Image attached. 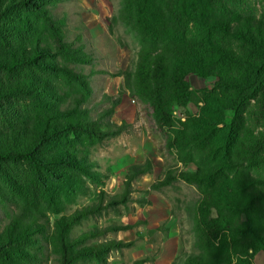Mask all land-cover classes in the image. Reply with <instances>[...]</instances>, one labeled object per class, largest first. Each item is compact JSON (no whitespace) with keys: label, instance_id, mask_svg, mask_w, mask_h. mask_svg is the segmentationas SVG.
<instances>
[{"label":"trees","instance_id":"trees-1","mask_svg":"<svg viewBox=\"0 0 264 264\" xmlns=\"http://www.w3.org/2000/svg\"><path fill=\"white\" fill-rule=\"evenodd\" d=\"M64 0H0V104L15 115L0 127V168L20 166L24 198L5 206L0 221V264H108L112 249L133 240H92L137 225L112 221L73 235V227L103 211L119 212L133 199L132 183L150 173V157L127 165L120 191L103 188L108 173L93 149L127 129L111 119L121 97L90 105L93 56L82 36L57 11ZM230 0H119L107 19L136 42L121 75L127 91L152 108L165 146L182 169L166 165L150 189L183 180L198 196L184 204L193 238L170 264H256L264 251V17L231 9ZM208 79L195 90L188 75ZM121 94V93H120ZM201 101L197 114L189 102ZM29 107L16 109L13 103ZM186 117L174 123V107ZM98 188L95 199L69 212V203ZM48 213L58 214L52 223ZM148 256L131 264H144ZM115 264H126L119 262ZM264 264V263H263Z\"/></svg>","mask_w":264,"mask_h":264},{"label":"rangeland","instance_id":"rangeland-1","mask_svg":"<svg viewBox=\"0 0 264 264\" xmlns=\"http://www.w3.org/2000/svg\"><path fill=\"white\" fill-rule=\"evenodd\" d=\"M228 4L231 9L249 11L264 17V0H230ZM118 6L119 0H64L58 4L57 11L66 15L72 33L82 36L86 49L93 56L92 64L84 66L85 71L103 70L91 76L92 109L95 111L108 106L106 95L112 98L118 95L121 97L111 119L117 123L126 121L127 129L118 136L106 139L91 153V158L95 159L99 168L108 173L103 188L108 194L120 191L127 165L150 157L154 164L152 172L134 179L131 193L133 199L145 196L148 201L144 205L130 201L127 207L119 206V212L106 210L100 215L84 218L73 227L72 234H78L92 225L103 226L112 221L137 222L133 228L107 232L91 241L109 238L133 240L130 246L121 250L112 249L107 255L108 264H131L135 258L144 256L150 258L144 264H170L181 250L191 248V220L187 217L184 204L197 197L198 192L193 185L183 180L175 181L174 186H163L159 190L150 189L149 185L162 175L166 165L177 162L182 169H194L196 165L193 162L177 161L174 151L165 146V133L155 123L152 108L127 91L121 92L122 76L111 75L130 63L137 47L132 36L124 31L121 24L111 28L107 20ZM188 81L197 91L211 86L208 79L196 74L188 75ZM201 104V101L189 102V113L197 114ZM13 105L24 111L18 114L19 117L29 113V107H23L22 102H14ZM10 106L7 102L0 104V127L15 115ZM173 114L174 123L179 126L186 114L178 106L174 107ZM6 169L7 172H2L0 168V221L5 206L13 208L24 201L19 192L22 182L21 167L8 165ZM97 190L98 188L91 185L87 194L78 196L75 202L68 204L66 212L95 199ZM48 214L51 223L58 215ZM254 262L264 263V251L256 253Z\"/></svg>","mask_w":264,"mask_h":264}]
</instances>
